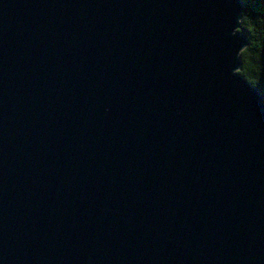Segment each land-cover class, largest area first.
<instances>
[{
	"label": "water",
	"instance_id": "95a60500",
	"mask_svg": "<svg viewBox=\"0 0 264 264\" xmlns=\"http://www.w3.org/2000/svg\"><path fill=\"white\" fill-rule=\"evenodd\" d=\"M244 11L0 0V264H264Z\"/></svg>",
	"mask_w": 264,
	"mask_h": 264
},
{
	"label": "trees",
	"instance_id": "16d2710c",
	"mask_svg": "<svg viewBox=\"0 0 264 264\" xmlns=\"http://www.w3.org/2000/svg\"><path fill=\"white\" fill-rule=\"evenodd\" d=\"M242 25L249 45L242 51L240 73L264 94V0H244Z\"/></svg>",
	"mask_w": 264,
	"mask_h": 264
}]
</instances>
